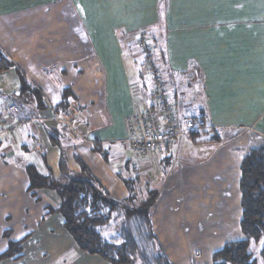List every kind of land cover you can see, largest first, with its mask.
<instances>
[{
  "label": "crops",
  "instance_id": "1",
  "mask_svg": "<svg viewBox=\"0 0 264 264\" xmlns=\"http://www.w3.org/2000/svg\"><path fill=\"white\" fill-rule=\"evenodd\" d=\"M141 34L178 120L192 127L173 144L201 129L221 139L188 135L184 157L181 145L175 155L173 144L145 155L131 146L127 119L152 85ZM0 53L11 64L0 70V115L20 122L0 130V252L23 238L21 256L4 264H107L48 212L60 204L54 191L28 189L26 166L62 180L80 170L76 157L115 199L128 195L122 177L155 189L152 228L173 264H208L239 237L240 162L248 146L264 145V0H0ZM19 74L42 108L8 98ZM66 88L86 116L73 135L52 119ZM111 227L104 234L114 240Z\"/></svg>",
  "mask_w": 264,
  "mask_h": 264
},
{
  "label": "trees",
  "instance_id": "2",
  "mask_svg": "<svg viewBox=\"0 0 264 264\" xmlns=\"http://www.w3.org/2000/svg\"><path fill=\"white\" fill-rule=\"evenodd\" d=\"M10 62L0 53V70L10 66ZM20 75V87L16 94L9 95L13 102L22 105L26 100L42 108L40 92ZM62 92V100L56 111L59 113L71 105ZM213 133V136L211 134ZM195 143L218 141L222 135L211 130H196L188 133ZM235 134L230 136L233 137ZM201 138V139H198ZM80 163V170L65 174L64 179L52 175H42L32 166H26L28 189L46 188L54 191L60 204L47 208L62 219V227L71 237L76 247L95 255L107 264H172L164 253L151 223V207L156 196L155 189H142L138 176L122 177L128 195L115 199L102 184ZM238 182L240 192L239 237L226 241L221 248L211 254L209 264H257L250 251L251 243L261 242L259 256L264 264V145L247 147L239 166ZM112 223L116 240H110L102 228ZM23 238L9 240L0 252V264L7 259L21 256Z\"/></svg>",
  "mask_w": 264,
  "mask_h": 264
},
{
  "label": "built area",
  "instance_id": "3",
  "mask_svg": "<svg viewBox=\"0 0 264 264\" xmlns=\"http://www.w3.org/2000/svg\"><path fill=\"white\" fill-rule=\"evenodd\" d=\"M138 47L143 55L142 73L148 74L151 80V92L148 103L143 109L127 119L128 141L141 155L147 154L154 148L167 147L176 142L185 130L192 129L189 122L184 129L181 128L176 109L171 104L164 89L163 81L157 72V64L150 53L148 38L141 34ZM56 124L64 127L69 134H75V125L78 121L86 119L85 113L76 106L53 115ZM20 122H11L0 115V130L12 132ZM38 150L39 147L35 146Z\"/></svg>",
  "mask_w": 264,
  "mask_h": 264
},
{
  "label": "rangeland",
  "instance_id": "4",
  "mask_svg": "<svg viewBox=\"0 0 264 264\" xmlns=\"http://www.w3.org/2000/svg\"><path fill=\"white\" fill-rule=\"evenodd\" d=\"M181 114H182V112H180ZM185 123V122H184ZM179 124H181V128L182 129H184L185 127H186V123L184 124V126H183V124H182V122L180 123V121H179ZM192 141L189 139V137H188V135L186 134L185 136H184V138L181 140V142L178 144V145H172V152H173V155H175V153H176V149H178V146L179 145H181V147H180V151L181 152H183V154H179V157H184V155H186L187 156V153L189 152V146L188 145H190V146H194L192 143H191ZM195 144V143H194ZM195 146H200V147H196L197 149H198V151L199 150H204V151H206V149L202 146V145H195ZM206 148H208V147H206ZM140 187L142 188V189H144L143 188V186H141L140 185ZM111 226H113V224L112 223H110V224H108V225H106L105 227H103L101 230L103 231V234L106 232V229H108V231L109 232H112V227ZM4 234H5V236H7V232H4ZM105 235V234H104ZM117 236V234L116 233H114V235H113V238L112 239H114L115 240V237ZM118 237V236H117ZM113 240V241H114ZM22 244H23V242H22ZM260 246H261V242H259L258 244H254V243H251V245H250V251H251V253H252V256L256 259V262H257V264H263V262L261 261V259H260V256H259V250H260ZM204 247V246H203ZM203 249V248H202ZM23 250V249H22ZM22 250H21V254H22ZM164 250V249H163ZM164 253H165V251H164ZM23 254H25L26 256H27V254H26V252H23ZM165 255H166V253H165ZM167 256V255H166ZM168 258V257H167ZM169 259V258H168ZM171 262V261H170ZM172 263V262H171ZM193 263H194V261H193ZM81 264V263H80ZM173 264V263H172ZM194 264H197V263H194ZM203 264H205V263H203ZM209 264V263H208Z\"/></svg>",
  "mask_w": 264,
  "mask_h": 264
},
{
  "label": "bare ground",
  "instance_id": "5",
  "mask_svg": "<svg viewBox=\"0 0 264 264\" xmlns=\"http://www.w3.org/2000/svg\"><path fill=\"white\" fill-rule=\"evenodd\" d=\"M146 37H147V35H145ZM4 132H6V131H4Z\"/></svg>",
  "mask_w": 264,
  "mask_h": 264
}]
</instances>
